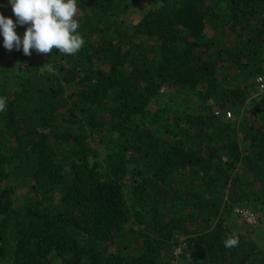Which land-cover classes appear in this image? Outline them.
I'll list each match as a JSON object with an SVG mask.
<instances>
[{
    "label": "trees",
    "instance_id": "obj_1",
    "mask_svg": "<svg viewBox=\"0 0 264 264\" xmlns=\"http://www.w3.org/2000/svg\"><path fill=\"white\" fill-rule=\"evenodd\" d=\"M77 7L75 55L0 35V264H264V0Z\"/></svg>",
    "mask_w": 264,
    "mask_h": 264
},
{
    "label": "clouds",
    "instance_id": "obj_2",
    "mask_svg": "<svg viewBox=\"0 0 264 264\" xmlns=\"http://www.w3.org/2000/svg\"><path fill=\"white\" fill-rule=\"evenodd\" d=\"M9 3L17 19L14 23L13 19L0 13V35L5 49L11 51L15 47L20 50L22 47L26 56L31 55V50L37 54H50L54 49L60 54L75 55L85 44L75 18L77 0H9ZM17 25H29L23 39L15 31ZM6 107L7 98L0 97V113ZM222 242L231 249L238 245L239 239L233 233Z\"/></svg>",
    "mask_w": 264,
    "mask_h": 264
},
{
    "label": "built area",
    "instance_id": "obj_3",
    "mask_svg": "<svg viewBox=\"0 0 264 264\" xmlns=\"http://www.w3.org/2000/svg\"><path fill=\"white\" fill-rule=\"evenodd\" d=\"M256 83H257V86L259 88V91L260 92H264V74H260V75H258L256 77ZM227 117L228 118L231 117V112H228L227 113ZM238 211L240 212L241 217L244 220H246L247 222H249V224H256V223H258V217L249 208L242 207L241 209H238Z\"/></svg>",
    "mask_w": 264,
    "mask_h": 264
},
{
    "label": "rangeland",
    "instance_id": "obj_4",
    "mask_svg": "<svg viewBox=\"0 0 264 264\" xmlns=\"http://www.w3.org/2000/svg\"><path fill=\"white\" fill-rule=\"evenodd\" d=\"M151 2L153 1V0H150ZM139 5H140V3H139ZM139 13H141V12H138L137 11V15L136 16H138V14ZM3 14V13H2ZM6 18H9L8 17V15L7 14H3ZM132 17H134V15L132 16ZM131 20H133V18H131ZM163 91H164V93H165V95H166V97H168V95L171 93L170 91H168L166 88H164L163 89ZM262 94V92H257L256 93V97L258 96V95H260V96H262L261 95ZM259 96V97H260ZM241 206H245V205H240V206H238L236 209H234V213H235V222H236V224H237V226L239 227V228H246V227H248V226H250V225H252V224H249V222H247L246 220H244L242 217H241V214H240V212L238 211V209H241L242 207ZM240 207V208H239ZM260 220V219H259ZM179 253H180V250L178 249L177 251H176V262H177V264H184L181 260H180V256H179Z\"/></svg>",
    "mask_w": 264,
    "mask_h": 264
}]
</instances>
